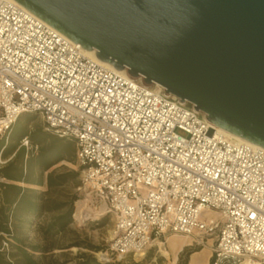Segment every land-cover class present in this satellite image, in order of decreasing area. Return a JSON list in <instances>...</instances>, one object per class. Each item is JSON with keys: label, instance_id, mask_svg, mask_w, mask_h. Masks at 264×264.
<instances>
[{"label": "built area", "instance_id": "1", "mask_svg": "<svg viewBox=\"0 0 264 264\" xmlns=\"http://www.w3.org/2000/svg\"><path fill=\"white\" fill-rule=\"evenodd\" d=\"M141 78L0 0V133L38 113L47 130L74 141L77 189L114 217L103 255L141 253L176 234L213 236V264L264 262V148L221 134L192 103ZM210 212L217 218H202Z\"/></svg>", "mask_w": 264, "mask_h": 264}, {"label": "water", "instance_id": "2", "mask_svg": "<svg viewBox=\"0 0 264 264\" xmlns=\"http://www.w3.org/2000/svg\"><path fill=\"white\" fill-rule=\"evenodd\" d=\"M129 78L264 148V0H15Z\"/></svg>", "mask_w": 264, "mask_h": 264}, {"label": "trees", "instance_id": "3", "mask_svg": "<svg viewBox=\"0 0 264 264\" xmlns=\"http://www.w3.org/2000/svg\"><path fill=\"white\" fill-rule=\"evenodd\" d=\"M23 138L27 147L21 143ZM0 160V264H43L41 256L54 247L28 242L29 234L37 228L44 238L54 236L72 223L77 196L60 199L56 194L70 179L77 189L80 167L53 166L64 160L75 163V143L47 130L33 113H22L0 133ZM200 249L184 246L176 264H188L189 256ZM79 257L77 264H100L85 252ZM213 261L211 257L209 264Z\"/></svg>", "mask_w": 264, "mask_h": 264}, {"label": "rangeland", "instance_id": "4", "mask_svg": "<svg viewBox=\"0 0 264 264\" xmlns=\"http://www.w3.org/2000/svg\"><path fill=\"white\" fill-rule=\"evenodd\" d=\"M33 116L34 120L43 122L40 114L33 113ZM58 166L79 170V167L75 163L65 160L57 163L53 167ZM72 194L77 196L76 200L73 202L72 215L76 213L77 201H80V205L82 202L85 203L84 206L81 205L83 208L82 213L77 214L76 221L72 219V223L65 230L54 236L44 238L37 228L33 229L29 234L28 242H40L54 247L41 256L43 264H77L82 259L79 257V254L82 252L92 256L100 262V264H171L172 253L169 248L171 240L167 241V238L174 234H168L164 238H160L159 240H163L162 243L154 241V245L147 247L143 255L126 254L120 258L111 255H103L106 251L108 241L112 236L114 224L113 215L106 210L102 201H99L85 190L79 191L76 189L74 181L71 179L59 192H57L56 197L60 199H69ZM202 218L215 219L217 215L212 212L203 213ZM183 237L184 236H181V238ZM199 241L200 242L197 243L196 241H192L191 238H187L186 246H199L201 248L199 253L189 256L188 264H190V259L193 257L197 264H209L211 260L212 247L214 245L213 236H205ZM86 246H92L90 247L92 249L86 248ZM160 247L166 248L170 252V257L164 256L159 251ZM104 258H108V261L103 260ZM245 258H234L229 261H223L220 264H248L242 263ZM254 260L257 262L256 264L263 263L260 259ZM176 263L177 257L173 264Z\"/></svg>", "mask_w": 264, "mask_h": 264}, {"label": "bare ground", "instance_id": "5", "mask_svg": "<svg viewBox=\"0 0 264 264\" xmlns=\"http://www.w3.org/2000/svg\"><path fill=\"white\" fill-rule=\"evenodd\" d=\"M14 1H15V0H14ZM84 54H85L86 56L92 58L93 60L98 61V62L104 64L105 66H108V67L113 68L112 65H111L110 63L99 60V59L95 56V51H94V50H86V49H84ZM212 128L215 129V130H217V131L220 132L221 134H224L225 136L231 138V139H234V140H237V141H247V140H245V139H243V138H240V137H238V136H236V135H234V134H232V133H230V132H228V131H226V130L220 128V127H218V126L212 125ZM253 144H254V143H253ZM79 203H80V201H77V202H76V213H75V216H77V214H81V213H82V209H83V208H82L81 205H83V206L85 205L84 202H82L81 205H80ZM174 235H176V234H174ZM187 238H189V237L184 236V237L181 239V241H179V242H170V244H169V248H170V252L172 253L171 264H173L174 261H175V259H176V253H177V251L181 248V246H182L183 244L187 243ZM153 245H154V242H152V243L150 244V246H153ZM159 251H160L164 256H166V257H170V252H169L166 248L160 247V248H159ZM143 254H144V251H142L141 253H137L136 255H143ZM242 263L256 264L257 262H255L254 259H251V258H248V257H247V258H245V260H244ZM190 264H197V262L195 261V258H194V257L190 259Z\"/></svg>", "mask_w": 264, "mask_h": 264}, {"label": "crops", "instance_id": "6", "mask_svg": "<svg viewBox=\"0 0 264 264\" xmlns=\"http://www.w3.org/2000/svg\"><path fill=\"white\" fill-rule=\"evenodd\" d=\"M40 189H45V187H44V186H41ZM181 239H182V238H181V236H179V235H171V236H169V237L167 238V241L171 240V242H179V241H181ZM184 246H186V243L183 244V245L181 246V248L178 250V252H177V256H176V257H178V254L180 253V251L182 250V248H183ZM200 251H201V249H200L199 251H196V252L192 253L191 255H193V254H197V253H199Z\"/></svg>", "mask_w": 264, "mask_h": 264}]
</instances>
